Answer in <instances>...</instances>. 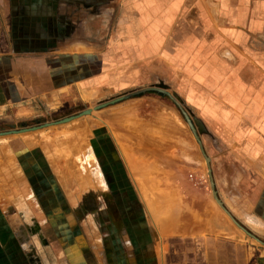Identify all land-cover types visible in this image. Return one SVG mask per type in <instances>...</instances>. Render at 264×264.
Listing matches in <instances>:
<instances>
[{
    "label": "rangeland",
    "instance_id": "rangeland-1",
    "mask_svg": "<svg viewBox=\"0 0 264 264\" xmlns=\"http://www.w3.org/2000/svg\"><path fill=\"white\" fill-rule=\"evenodd\" d=\"M54 1H15L20 7L48 11L53 19L48 29L40 23L34 34V29H24V21L18 19L23 9L16 7V19L6 18L7 12L15 10H11L14 0H0V52L28 47L50 51L60 44L74 42L75 46L78 41L81 48L91 44L101 55L111 53L113 60L107 70L118 71L120 77L118 83L69 92L62 100H34L0 112V209L14 230L21 253L31 264H74L77 259L80 264H110L105 259L107 251L117 255V264H183L180 254H184L186 237L176 245L169 240L185 227L177 223L176 214L175 218L170 214L179 211L186 222L202 221L220 235L235 233L242 255L250 253L246 261L236 264H249L255 257L262 264L264 239L237 217L243 211L249 213L251 207L257 209L256 195L264 188V68L250 67V61L263 60L264 56L248 51L236 55L221 52L216 45L208 48L206 40L211 37H202L200 21L193 20L191 37H187L192 48L179 45L181 51L170 58L163 51L161 60L142 65L134 52L127 53L137 48L138 38L149 41L150 37L134 34L138 23L127 19L132 4L122 7V12L107 1L81 3L79 12L76 8L71 14L64 12L65 16L74 12L81 18L73 26L65 19L55 21L59 15ZM105 6L109 10L113 6L111 20L104 16ZM233 58L242 65L235 72ZM223 60L228 66L219 65ZM237 80L241 81L234 82ZM157 86L178 103L197 138L179 112L156 93L129 95ZM83 111L89 113L51 124ZM137 127H143L142 131L135 130ZM28 128L34 129L7 133ZM95 130L103 132L104 140V131L108 134L115 148L112 154L117 152L120 157L129 190L123 197L126 221H119L104 191L107 186L94 170L89 140ZM24 136L32 143L22 142ZM137 141L153 143L148 157L156 166H126L125 156L137 158L142 150L133 146L126 154L123 148ZM6 170L16 171L18 176L4 183ZM210 184L228 215L214 202ZM101 188L102 193H98ZM13 189L16 195L11 194ZM92 195L97 200L95 207L87 205ZM82 206L86 207L84 213ZM99 212L111 225H100ZM172 217L173 225L180 227L172 231L163 228L161 221Z\"/></svg>",
    "mask_w": 264,
    "mask_h": 264
},
{
    "label": "crops",
    "instance_id": "crops-1",
    "mask_svg": "<svg viewBox=\"0 0 264 264\" xmlns=\"http://www.w3.org/2000/svg\"><path fill=\"white\" fill-rule=\"evenodd\" d=\"M15 1L17 0H14V5L11 6V10L12 8L15 10L7 12L6 18L13 20L17 18L16 7H20V5H17ZM33 1L35 0H28V2ZM104 1L111 5L115 3L116 10L122 12L124 6L133 5L127 19H134L138 23L139 29L134 34L150 37H148V42L146 38L143 40L138 38L139 45H137V48L132 51L127 50V53L134 52L136 61L142 62V65L146 61L149 62V60H161L163 51H166L167 58H170V54H177L181 51V47H184V49L191 47V38L187 37H191L190 25H192L193 20L200 21V35L202 37H206V39L211 37L206 40V43L209 42L208 48L216 45L221 52H232L236 55L241 51H248L264 56V0H55L54 2L57 4L55 11L59 16L55 15L54 19L57 23L65 19L74 26L81 18L75 15L74 12L72 16H65L64 12L71 14L74 8L79 12L78 7L81 3L97 4V2L102 3ZM44 2L48 3V0H44ZM20 8L23 11L18 13V19L24 21L23 23L26 25L24 29H34L33 33L35 34L39 31L40 23L47 26V29L49 28V22L53 19H50L48 13H46L48 11H35V9L32 10L33 7L27 5ZM112 8L110 7V10L106 6L102 8L105 13L104 16L109 17L110 20L115 13H113ZM192 13L193 15H191ZM180 26L183 28H180ZM13 34L16 35L15 32ZM76 43L75 46L74 42L60 44L50 51L48 48L35 50L28 47L24 49L14 48L10 52H0V112L7 107L27 104L34 100H62L68 96L69 92L75 93L79 89L88 91L98 84L118 83L120 73L118 71L108 72L107 70V67L110 66L108 63L113 60L111 53L101 55L102 52L93 49L91 44H88L89 47L84 45V48H81V42L77 41ZM170 46H173L172 51L169 49ZM163 47H166V49H162ZM168 51L171 52L168 53ZM181 54L183 53L181 52ZM163 56V58H166V55ZM233 59L232 68L235 69V72L242 65L241 61L237 62L235 58ZM219 65L221 67L228 66L224 60L220 61ZM257 66L264 68V59L250 61V67L256 69ZM233 78H237V76L234 75ZM240 81L234 82L239 83ZM141 128L143 127H137L135 130L142 131ZM101 133L103 132L100 130L93 131L89 140V149L93 158L94 170L106 184L105 177L107 176L110 180L109 174H111L108 170V161L106 160L108 154L106 153L108 150L112 152L114 145L105 131L106 140H104L105 138ZM27 136L23 137L22 142L29 144L31 140ZM152 145L153 143L150 141H137L136 144L125 146L123 151L126 154L133 146H137L138 150H142L141 154L137 153L139 155L137 158L130 157V154H127L125 156L126 166L127 164L141 163L156 166L155 161L148 157V154L152 152ZM113 156L118 163H121L117 152ZM149 167L147 168L148 171L151 170ZM121 171L124 172L122 169ZM148 174L152 173L148 172ZM13 176H18V173L6 170L2 180L3 182L5 180V182L11 181ZM123 176L126 178L125 174ZM153 177L155 178V176ZM9 185L11 186V184ZM106 186L104 191L108 192V184ZM158 188L155 191H158ZM102 191L101 188L98 193H102ZM261 192L263 193L256 195L257 209L253 210V207H251L249 213L243 211L240 217H236L242 225L250 227L259 238L264 239V208L261 209V205L264 206V188ZM93 193L96 194L97 191ZM11 194L16 195L17 192L13 189ZM27 196L29 197V194ZM178 212H171L170 214L174 218L176 214V217H178L177 223L185 227H182L179 230L180 232H175L173 234L175 236L169 238V240H171V244L176 245L177 240L182 242L184 236L186 237L184 254H180L182 262L184 261L183 264H236L239 261L242 262L248 259L247 254L250 253L245 252V257L242 255L239 249L240 245L237 244L240 239L235 233L229 234L227 232L229 235L214 233V231L209 230V226H204L202 221H184V215H180ZM122 216L124 217L123 214ZM173 220L172 217L168 222L161 221L163 228H170L172 231L173 227H180L177 224L174 226L175 222ZM166 223L167 225H165ZM13 231L5 214L0 209V264H24L25 262L24 253H21L18 249L17 239ZM176 233L181 234L177 235ZM91 249L98 256L92 245ZM104 254L105 259L110 264L112 260L114 261L113 264H117V255H114V257L108 251ZM254 259L249 264H258L257 257ZM73 263L80 264L79 259ZM262 264H264V251Z\"/></svg>",
    "mask_w": 264,
    "mask_h": 264
},
{
    "label": "flooded vegetation",
    "instance_id": "flooded-vegetation-1",
    "mask_svg": "<svg viewBox=\"0 0 264 264\" xmlns=\"http://www.w3.org/2000/svg\"><path fill=\"white\" fill-rule=\"evenodd\" d=\"M108 154L107 156V161H108V167H109V172L111 174H109V178L106 176L105 177V182L106 185L108 184V194H109V199L111 200L110 202L112 203V206L115 209V212L119 218V221H125L124 217L122 216V209L124 210V208L126 207V204H123V202H125V200L123 199V197L128 193V185L127 182L123 176V172L121 171V166H119V163L114 159V156L112 155V152L109 150L107 151ZM89 199V203H87V205L90 204V207L94 206V204L96 205V199L92 196L88 197ZM88 202V201H87ZM121 202V203H120ZM86 208L85 206H82L81 208L82 213H84V208ZM95 207V206H94ZM93 211V208H91ZM97 216V215H96ZM103 215L99 212V215L97 216V220L99 221L100 225L103 227H107L109 225H111L110 219L107 220H103ZM20 236L22 237V239H26V236H23V234H20ZM24 257V264H31V261L29 260L28 256L23 255Z\"/></svg>",
    "mask_w": 264,
    "mask_h": 264
},
{
    "label": "water",
    "instance_id": "water-1",
    "mask_svg": "<svg viewBox=\"0 0 264 264\" xmlns=\"http://www.w3.org/2000/svg\"><path fill=\"white\" fill-rule=\"evenodd\" d=\"M152 92H154V93H156V94H158V95H164V94H167V92L163 91L162 87L157 86L156 89H153V88H145V89H141V90H138V91H134V92L130 93L129 95H130V96H140V95H142V94H144V93H152ZM129 95H127V96H129ZM127 96H125V97H127ZM88 113H89V111H83V112H80L79 114H77V115H75V116H69V117H67V118H63V119H60V120H58V121H56V122H53V123H51V124L65 123V122H68V121L74 119V118L77 117V116L84 115V114H88ZM44 125H48V124H44ZM42 126H43V125H42ZM32 129H34V128L20 129V130H18V131H9V132H7V133H8V134H14V133L24 132V131H28V130H32ZM208 162H209L208 157H205V158H204V163L206 164V166H208ZM210 187H211V191H210V192H211V196H212L214 202L216 203V205H217L218 207H220V208H221V209H222V210L228 215V213L224 210V208H223V206H222V203H221L220 200L217 198V196H216V192L212 189L213 184H210ZM231 220H232V219H231ZM232 222L235 224L234 220H232ZM235 225L238 227L237 224H235Z\"/></svg>",
    "mask_w": 264,
    "mask_h": 264
},
{
    "label": "trees",
    "instance_id": "trees-1",
    "mask_svg": "<svg viewBox=\"0 0 264 264\" xmlns=\"http://www.w3.org/2000/svg\"><path fill=\"white\" fill-rule=\"evenodd\" d=\"M156 97L161 99V100H163V101H165V102H167L171 106H173L179 112L180 116L182 117L183 121L187 124V126L191 130V132L194 135V137L197 138L193 128L191 127L190 121L188 120L187 116L185 115V113L181 109V107L178 105V103L169 94H164V95L156 94Z\"/></svg>",
    "mask_w": 264,
    "mask_h": 264
},
{
    "label": "bare ground",
    "instance_id": "bare-ground-1",
    "mask_svg": "<svg viewBox=\"0 0 264 264\" xmlns=\"http://www.w3.org/2000/svg\"><path fill=\"white\" fill-rule=\"evenodd\" d=\"M38 129V128H37ZM27 226V228H28V225H26ZM31 231V230H30ZM35 231V230H34Z\"/></svg>",
    "mask_w": 264,
    "mask_h": 264
}]
</instances>
